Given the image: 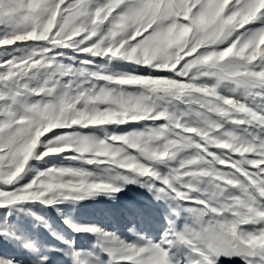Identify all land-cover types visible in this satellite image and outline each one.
<instances>
[{"label":"snow or ice","instance_id":"1","mask_svg":"<svg viewBox=\"0 0 264 264\" xmlns=\"http://www.w3.org/2000/svg\"><path fill=\"white\" fill-rule=\"evenodd\" d=\"M95 58L139 71H93ZM64 153L172 202L156 241L66 221L107 241L111 264H264V0H0V209L121 190L77 168L20 183L30 160Z\"/></svg>","mask_w":264,"mask_h":264},{"label":"rangeland","instance_id":"2","mask_svg":"<svg viewBox=\"0 0 264 264\" xmlns=\"http://www.w3.org/2000/svg\"><path fill=\"white\" fill-rule=\"evenodd\" d=\"M259 26L253 24L248 27ZM63 51L65 55L59 59L65 65L78 64V61L83 59L71 50ZM91 70L128 72L139 71V68L118 60L95 58ZM41 78V74H37L36 80ZM77 82L83 83V78ZM83 86L87 87L86 84ZM225 94H228L226 90ZM185 107L182 103L173 105L174 110H183ZM143 126L144 122L132 126H110L108 131L131 132ZM59 131L57 130V134ZM76 131L98 138H103L105 135L99 129ZM46 138H51V134ZM131 151L135 154V150ZM69 155L64 153L47 156L43 160H30L20 183L30 182L38 173L47 169L77 168L91 173L95 179L110 182L121 190L116 193H98L78 201L57 198V203L51 206L40 202H29L0 209V229L12 234L11 237L0 235V257L17 261L18 264H41L40 257L46 256L47 264H74L71 254L75 251L82 254V261H86L87 264H111L110 257L103 250L107 246V241H104L98 233L74 231L66 221L79 226L96 227L133 244L160 239L168 227L165 217L170 212L172 203L170 200L157 199L155 191L141 182L130 183L120 179V173L115 168L106 164H88L73 160L68 158ZM161 170L165 171V169ZM186 218L185 213L178 223H183ZM221 264H243V262L238 259L227 261L222 258Z\"/></svg>","mask_w":264,"mask_h":264},{"label":"water","instance_id":"3","mask_svg":"<svg viewBox=\"0 0 264 264\" xmlns=\"http://www.w3.org/2000/svg\"><path fill=\"white\" fill-rule=\"evenodd\" d=\"M236 259H238V258H236ZM238 260H240V259H238Z\"/></svg>","mask_w":264,"mask_h":264}]
</instances>
